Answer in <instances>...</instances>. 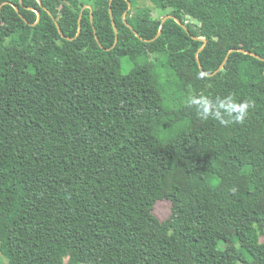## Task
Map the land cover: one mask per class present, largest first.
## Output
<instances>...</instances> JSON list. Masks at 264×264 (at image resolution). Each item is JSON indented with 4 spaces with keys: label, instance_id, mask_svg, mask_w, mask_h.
<instances>
[{
    "label": "trees",
    "instance_id": "1",
    "mask_svg": "<svg viewBox=\"0 0 264 264\" xmlns=\"http://www.w3.org/2000/svg\"><path fill=\"white\" fill-rule=\"evenodd\" d=\"M109 1L0 0L6 264H264V0Z\"/></svg>",
    "mask_w": 264,
    "mask_h": 264
},
{
    "label": "clouds",
    "instance_id": "2",
    "mask_svg": "<svg viewBox=\"0 0 264 264\" xmlns=\"http://www.w3.org/2000/svg\"><path fill=\"white\" fill-rule=\"evenodd\" d=\"M189 104L195 107L197 115L202 119L207 120L211 117L222 126H227L230 123H243L249 108V104L243 102L238 106L230 108L228 111H222V105L218 103L214 104L212 100L203 96L198 99H190ZM232 111L236 112L235 116L232 115ZM231 191L235 192V189L233 188Z\"/></svg>",
    "mask_w": 264,
    "mask_h": 264
},
{
    "label": "water",
    "instance_id": "3",
    "mask_svg": "<svg viewBox=\"0 0 264 264\" xmlns=\"http://www.w3.org/2000/svg\"><path fill=\"white\" fill-rule=\"evenodd\" d=\"M37 2L40 3V0H37ZM111 3H112V0L109 1V13H110V18H111L112 26H113V29H114V33H115V44H116V43H117L118 30H117V28H116V26H115V23H114V21H113V16H112V12H111ZM7 4H8V5H11V6L15 9V11H16L17 13L19 12L18 8H17L15 5H13L12 3H10V2H3V3H1V4H0V11H1V7L4 6V5H7ZM86 7H89V6H86ZM130 8H131V4L128 2V9H127V11L130 10ZM84 9H85V8H84ZM84 9L81 10V13H80V16H79L77 36L79 35L80 30H81V18H82V12H83ZM33 11H35V13L37 14V22H38L39 17H40V14H39V12H38L37 10H33ZM127 11L123 14V17L126 15ZM20 16H21V15H20ZM21 17H22V16H21ZM168 19H174L179 25H181V27L186 31V33H189V32L187 31L186 26L183 25V24H181V22H180L178 19L174 18L173 16L167 15V16H165V17L162 19V21H161L160 29H159V32H158L157 36H156L154 39H152L151 41H153V40H155L156 38H158V36H159L160 33H161V30H162V28H163V25H164L165 21L168 20ZM26 23H27V22H26ZM54 23H55V26H56V28H57L59 34H60L63 38H65V37L62 35L61 30H60V27L58 26V24L56 23V21H54ZM27 24H28V23H27ZM35 24H36V23H34V24H29V25L34 26ZM127 27H129V28L131 29V27H130L129 25H127ZM134 34H135L136 37H138V35H137L136 32H134ZM193 39H195V40H199V41H202V42L204 43L203 46H202V48L199 49V50L197 51V53H196L197 63H198L199 68L201 69V65H200V62H199V60H198V53H199V52L204 48V46L206 45V40L203 39V38H196V37H193ZM69 40H71V39H69ZM95 40L98 42V38H97L96 34H95ZM235 51L240 52V53H244V54H247V55H251L252 57H255V58L259 59V60H262V58H260V57L257 56L256 54H254V53H250V52L245 51V50H240V49H237V50H230V51L228 52V54H227V56H226L224 62L222 63V65H221V66L218 68V70H216L212 75H214L216 72H218V71H220L221 69H223L224 64L226 63V61H227V59H228V56H229L232 52H235Z\"/></svg>",
    "mask_w": 264,
    "mask_h": 264
},
{
    "label": "rangeland",
    "instance_id": "4",
    "mask_svg": "<svg viewBox=\"0 0 264 264\" xmlns=\"http://www.w3.org/2000/svg\"><path fill=\"white\" fill-rule=\"evenodd\" d=\"M130 1L132 3V11L134 12H139L145 8H153L152 0H130ZM152 12H153V16L156 18H161L165 14V12H160L157 10H153ZM149 59L154 63L156 62V56L154 55L149 56ZM167 90L170 95L174 91L172 86L167 87ZM155 214L161 220H165L166 218H168L170 215V203L166 201L157 203L155 207ZM7 262H8L7 258L2 256V254L0 253V263L6 264Z\"/></svg>",
    "mask_w": 264,
    "mask_h": 264
}]
</instances>
